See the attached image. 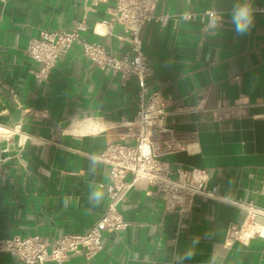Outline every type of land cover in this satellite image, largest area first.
Instances as JSON below:
<instances>
[{
  "label": "crops",
  "instance_id": "obj_1",
  "mask_svg": "<svg viewBox=\"0 0 264 264\" xmlns=\"http://www.w3.org/2000/svg\"><path fill=\"white\" fill-rule=\"evenodd\" d=\"M234 3L160 0L155 12L169 20H152L141 31L152 69L148 87L174 97L167 125L186 135L160 159L173 177L179 166L204 170L219 199L197 196L181 216L140 179L118 200L122 226L103 232L102 249L72 254L67 264H174V253L194 238L195 255L184 264H212L213 255L215 264H264V214L249 215L243 206L264 211V13L255 12L250 33L238 37L230 23ZM115 6L116 0H0V239L84 233L111 202L110 166L100 157L114 142H135L127 126L139 110L137 77L98 67L75 43L39 80L40 65L26 50L43 31L82 22L87 41L117 56L133 54L123 25L112 22ZM210 10L224 23L205 30ZM237 101L244 114L214 115L218 105ZM94 188L105 193L98 204L88 198ZM234 226L243 238H232ZM0 264L26 263L0 252Z\"/></svg>",
  "mask_w": 264,
  "mask_h": 264
},
{
  "label": "built area",
  "instance_id": "obj_2",
  "mask_svg": "<svg viewBox=\"0 0 264 264\" xmlns=\"http://www.w3.org/2000/svg\"><path fill=\"white\" fill-rule=\"evenodd\" d=\"M97 0H94L96 3ZM160 0H116L112 22L121 23L127 32L134 53L120 56L98 43H91L81 37L84 23H75L71 30L43 31L39 37L32 38L27 47V54L40 65L39 80L48 77L55 67L61 53L68 52L75 43H80L84 54L98 67L111 68L124 78L135 75L140 87L138 94L139 110L134 120L127 126L134 130L135 142H114L101 155V160L110 166L111 185L108 187L111 202L104 215L84 233H67L51 241L41 239L38 235L13 236L0 239V252H9L19 257L26 264H44L55 261L67 264L70 256L84 252L90 256L102 249V235L107 229L122 226L117 215L118 200L138 180L145 179L161 192L165 209L184 216L189 213L197 196L219 199L216 188L207 186L205 171L202 169H185L179 166L176 176L167 162L160 157L176 149V142L185 139L167 125V117L173 114L168 108L175 103L174 97L161 91H151L147 79L151 76V65L142 50L141 31L152 20L166 23L168 15L156 14ZM255 12L264 13V5L255 8ZM208 20L204 29L215 27L220 14L207 11ZM245 104L237 101L234 105L220 104L213 113L218 119L244 114ZM179 113L184 111H178ZM130 179H127L128 176ZM237 205V202H234ZM249 215L264 214L258 207L246 206ZM232 238H243L242 227H232Z\"/></svg>",
  "mask_w": 264,
  "mask_h": 264
},
{
  "label": "clouds",
  "instance_id": "obj_3",
  "mask_svg": "<svg viewBox=\"0 0 264 264\" xmlns=\"http://www.w3.org/2000/svg\"><path fill=\"white\" fill-rule=\"evenodd\" d=\"M255 21V9L253 0H235L230 11V23L236 36L242 37L250 33ZM224 23V17L220 16L216 27H221ZM95 163V160L92 161ZM91 170V169H90ZM105 193L99 189H92L89 192V201L98 204L104 198ZM198 243V238H194L192 245L186 248L183 252H176L173 255L174 264H184L185 261L191 260L195 255V245ZM216 257L213 255L212 264H215Z\"/></svg>",
  "mask_w": 264,
  "mask_h": 264
}]
</instances>
